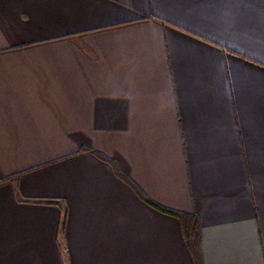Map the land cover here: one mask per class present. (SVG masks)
Wrapping results in <instances>:
<instances>
[{
  "label": "crops",
  "instance_id": "crops-1",
  "mask_svg": "<svg viewBox=\"0 0 264 264\" xmlns=\"http://www.w3.org/2000/svg\"><path fill=\"white\" fill-rule=\"evenodd\" d=\"M88 149L264 264V0H0V264H195Z\"/></svg>",
  "mask_w": 264,
  "mask_h": 264
},
{
  "label": "trees",
  "instance_id": "trees-1",
  "mask_svg": "<svg viewBox=\"0 0 264 264\" xmlns=\"http://www.w3.org/2000/svg\"><path fill=\"white\" fill-rule=\"evenodd\" d=\"M88 151L97 155L101 160L109 163L113 167L117 176H119L122 180H124L127 184H129L136 191V193L140 195L148 204H150L155 209L163 213L176 217L180 221L183 236L189 250L193 255L194 263L202 264V259H201L202 228H201L200 217L197 213L181 211L152 201L142 192L139 186L130 177H128L123 173L118 163L114 159L107 157L92 149H88ZM15 177L18 178V174H16ZM17 178H15V180H17ZM43 202L47 204H56L58 203V200L47 198L43 200Z\"/></svg>",
  "mask_w": 264,
  "mask_h": 264
}]
</instances>
